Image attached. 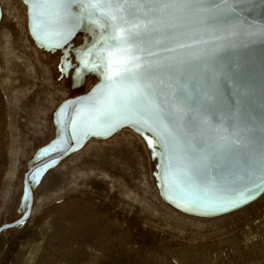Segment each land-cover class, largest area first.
<instances>
[{
  "label": "rangeland",
  "instance_id": "obj_1",
  "mask_svg": "<svg viewBox=\"0 0 264 264\" xmlns=\"http://www.w3.org/2000/svg\"><path fill=\"white\" fill-rule=\"evenodd\" d=\"M1 4L0 226L18 217L27 162L52 138V111L71 95L57 56L32 41L25 5ZM35 202L23 228L0 234V264H264L252 251L264 244V194L219 217L181 214L160 198L146 148L130 130L92 139L62 161ZM244 213L248 221L236 219Z\"/></svg>",
  "mask_w": 264,
  "mask_h": 264
},
{
  "label": "snow or ice",
  "instance_id": "obj_2",
  "mask_svg": "<svg viewBox=\"0 0 264 264\" xmlns=\"http://www.w3.org/2000/svg\"><path fill=\"white\" fill-rule=\"evenodd\" d=\"M30 7L32 30L42 43L63 47L86 21L93 32L77 50V73L98 72L102 83L75 102L73 139L121 121L138 124L155 133L148 143L161 148L153 154L161 158L162 185L182 193L181 206L220 209L247 198L248 188L225 195L221 182L205 175L214 156H227L240 143V132L215 123L207 110L193 113L187 82L173 76L187 61L174 50L207 42L192 25L234 12L229 0H30ZM259 31L264 35V24ZM57 123L65 125L61 115ZM251 181L252 188H264V151L252 162Z\"/></svg>",
  "mask_w": 264,
  "mask_h": 264
},
{
  "label": "water",
  "instance_id": "obj_3",
  "mask_svg": "<svg viewBox=\"0 0 264 264\" xmlns=\"http://www.w3.org/2000/svg\"><path fill=\"white\" fill-rule=\"evenodd\" d=\"M26 8L27 29L34 44L43 53L57 56V70L60 78L68 81L66 87L71 95L64 98L52 111V138L36 149L27 162L23 174L22 194L16 213L18 217L0 226L3 231L20 230L31 216L35 192L47 173L58 167L70 155L81 150L92 140H106L123 130L137 134L147 151L150 173L160 198L175 211L197 218H214L237 211L255 202L264 194V188H252L251 174L254 158L264 151V35L260 26L264 24V0H229L235 7L234 12L222 11L205 23H195L192 28L206 40L204 44H191L188 49H175L173 55L187 58L186 63L173 71V76L187 82L192 100L193 113L207 110L215 123L225 128H236L240 132V143L227 156H214L206 170V177L216 178L224 187L225 195L233 191L242 192L248 188L247 198L234 206L220 209L188 210L181 206L185 203L179 191L166 190L161 182V158L154 155L161 148L149 145L148 139L157 137L151 129L121 121L114 128L93 129L87 135L72 138L71 116L75 115V102L87 98L102 83L98 72L82 70L76 59L77 50L93 40V32L88 22L79 26L74 35L63 47H57L54 40L42 43L32 30L30 0H20ZM221 3V0H215ZM73 11H78L73 8ZM3 7L0 0V22ZM197 57V58H193ZM2 72L0 60V73ZM94 82L87 88V81ZM204 93H208L209 100ZM71 102V103H69ZM63 109V113H61ZM61 115L65 125L57 123ZM62 137V140H61ZM39 171V175L36 173ZM258 183V181H255ZM171 197V198H170Z\"/></svg>",
  "mask_w": 264,
  "mask_h": 264
},
{
  "label": "bare ground",
  "instance_id": "obj_4",
  "mask_svg": "<svg viewBox=\"0 0 264 264\" xmlns=\"http://www.w3.org/2000/svg\"><path fill=\"white\" fill-rule=\"evenodd\" d=\"M36 208H37V204H36V202H35V205L33 206V209H32V213H31V215H33V213L35 212V210H36ZM255 208L254 207H252L250 210H254ZM244 215V216H243ZM245 218L247 221L250 219V216H249V214L248 213H244V214H239V215H237L236 216V219H241V218ZM260 221V220H259ZM261 222V221H260ZM259 222V223H260ZM259 226V225H258ZM260 240H262V239H260ZM258 242H260V241H258ZM257 242V243H258ZM230 244V243H229ZM236 245H238V244H236ZM220 246V245H219ZM252 251H253V255H255V256H261V257H264V244L263 243H259V244H257L256 246H253L252 247ZM246 258V257H245ZM262 259V258H261ZM32 260H33V258H32ZM258 260V259H257ZM260 260V259H259ZM251 262V261H250Z\"/></svg>",
  "mask_w": 264,
  "mask_h": 264
},
{
  "label": "flooded vegetation",
  "instance_id": "obj_5",
  "mask_svg": "<svg viewBox=\"0 0 264 264\" xmlns=\"http://www.w3.org/2000/svg\"><path fill=\"white\" fill-rule=\"evenodd\" d=\"M57 63H58V60L56 59V71H57V76H58V78L59 79H61V81H62V83L66 86V83H67V79L66 78H60V72L57 70ZM93 80L92 79H89L88 81H87V88L91 85V84H93V82H92ZM92 82V83H91ZM68 88V87H67ZM69 89V88H68Z\"/></svg>",
  "mask_w": 264,
  "mask_h": 264
}]
</instances>
